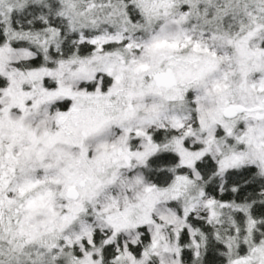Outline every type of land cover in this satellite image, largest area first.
<instances>
[{"label": "snow or ice", "instance_id": "snow-or-ice-1", "mask_svg": "<svg viewBox=\"0 0 264 264\" xmlns=\"http://www.w3.org/2000/svg\"><path fill=\"white\" fill-rule=\"evenodd\" d=\"M0 264H264V0H0Z\"/></svg>", "mask_w": 264, "mask_h": 264}]
</instances>
